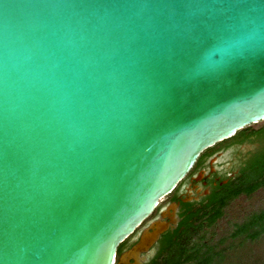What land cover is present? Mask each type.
<instances>
[{
  "label": "water",
  "instance_id": "water-1",
  "mask_svg": "<svg viewBox=\"0 0 264 264\" xmlns=\"http://www.w3.org/2000/svg\"><path fill=\"white\" fill-rule=\"evenodd\" d=\"M261 122L264 0H0V264H144L168 223L120 245Z\"/></svg>",
  "mask_w": 264,
  "mask_h": 264
},
{
  "label": "trees",
  "instance_id": "trees-1",
  "mask_svg": "<svg viewBox=\"0 0 264 264\" xmlns=\"http://www.w3.org/2000/svg\"><path fill=\"white\" fill-rule=\"evenodd\" d=\"M242 143H257L260 148L245 162L237 179L212 196L207 208L184 217L176 230L161 237L154 257L147 264H213L217 258L222 259V254L214 251L215 247L202 242L204 237L200 234L216 224L230 201L240 195L250 196L264 187V126L257 130L245 128L222 142L226 147ZM260 236H264V211L236 224L230 234L231 239L255 240ZM129 240L120 245L118 255L129 247Z\"/></svg>",
  "mask_w": 264,
  "mask_h": 264
},
{
  "label": "flooded vegetation",
  "instance_id": "flooded-vegetation-1",
  "mask_svg": "<svg viewBox=\"0 0 264 264\" xmlns=\"http://www.w3.org/2000/svg\"><path fill=\"white\" fill-rule=\"evenodd\" d=\"M246 145H253L252 149L244 151ZM260 146L257 143H242L226 147L219 143L216 146L206 150L200 155L191 171L177 185L175 190L164 198L156 207L152 215L140 226L135 234L129 240V249L139 239L143 230L148 229L155 223H168L169 228L160 236L159 240L151 248L147 255V264L156 253V246L161 237L167 232L176 230L184 217L202 211L207 208L209 200L219 189L230 181H234L239 176L245 162L252 157ZM237 150L240 154L231 162V168L228 172L220 170V158L230 150ZM175 220L176 224L171 221ZM125 249V250H127Z\"/></svg>",
  "mask_w": 264,
  "mask_h": 264
},
{
  "label": "rangeland",
  "instance_id": "rangeland-1",
  "mask_svg": "<svg viewBox=\"0 0 264 264\" xmlns=\"http://www.w3.org/2000/svg\"><path fill=\"white\" fill-rule=\"evenodd\" d=\"M264 122L251 126L259 129ZM253 145H246L244 151L252 149ZM240 155L237 150H230L220 158V170L228 172L231 162ZM264 211V187L260 188L250 196L240 195L229 202L224 209L223 216L211 228L205 229L203 243L215 247V252L222 254L221 260H215L213 264H264V236L255 240L243 239L241 237L231 239L236 224L245 222L250 216Z\"/></svg>",
  "mask_w": 264,
  "mask_h": 264
}]
</instances>
